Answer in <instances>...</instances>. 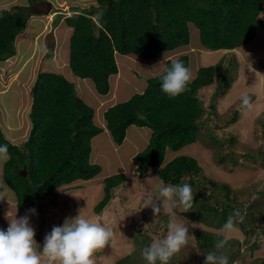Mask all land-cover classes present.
<instances>
[{
  "label": "trees",
  "instance_id": "16d2710c",
  "mask_svg": "<svg viewBox=\"0 0 264 264\" xmlns=\"http://www.w3.org/2000/svg\"><path fill=\"white\" fill-rule=\"evenodd\" d=\"M28 10L25 7L0 10V62L15 55L13 44L25 29L30 17ZM263 13L264 0H95L89 9L64 20L72 29L69 68L75 77L90 80L98 95L105 96L109 92V78L118 72L116 54L142 61L160 60L189 45L190 25L199 31L201 48L233 51L251 43L264 27ZM174 60H181L188 67L187 55L168 59L165 66H170ZM220 71L219 63L199 69L187 90L177 97L162 92L158 75L147 80L141 94L108 108L103 114L105 129L116 146L123 143L131 126L151 130L147 149L135 157L139 175L154 169L155 176L164 184H192L194 204L185 217L203 221L214 229H221L229 218L228 213L231 215L237 209L227 205L231 194L228 185L218 188L215 184L218 181L202 179L203 168L192 157L181 155L164 162L171 152L199 141L201 119L207 111L198 91L210 86ZM228 72L225 68L223 85L215 92V97H223L230 89ZM30 94L27 140L22 144L11 143L0 127V143L7 144L10 153L2 167V176L13 190L18 215L30 208L38 212V203L51 198L59 189L90 181L100 172L99 167L91 163V141L104 129L95 125L93 109L77 96L73 84L59 74L41 72ZM208 108L209 113H215L212 107ZM237 111L229 120L230 124L236 122ZM234 159V156L229 158ZM226 161L221 156L216 163ZM23 166L27 172L25 178L19 175ZM200 180L205 185L202 186ZM126 181L122 173L103 180V198L94 208L96 215L104 211L114 198V190ZM199 194L204 199L199 200ZM207 198L213 200L214 205H210ZM206 218L215 221L214 224ZM196 237L197 245L206 253L216 251L215 242L221 239L205 233H197ZM134 242L137 250L150 244L143 234H135ZM230 244L220 250L229 258L232 253L228 251L233 252L236 243ZM133 256L128 255L115 264H132L136 258Z\"/></svg>",
  "mask_w": 264,
  "mask_h": 264
},
{
  "label": "rangeland",
  "instance_id": "374dc122",
  "mask_svg": "<svg viewBox=\"0 0 264 264\" xmlns=\"http://www.w3.org/2000/svg\"><path fill=\"white\" fill-rule=\"evenodd\" d=\"M44 1L53 6L52 12L58 10V2ZM89 1L87 0L86 4ZM73 5L76 7H69L71 12L75 11V8L81 9L84 2L80 0ZM44 17L46 16L32 17L22 36L17 38L15 42L18 43L17 47L13 45L15 55L0 63V126L2 133L6 134L9 141L14 144L21 143L28 136L30 125L28 114L32 102L30 91L38 73L52 72L61 75L73 84L78 97L80 96L85 104L91 107L93 103L92 97L83 94L81 87L84 83L90 87L86 92H94V89H91V82L74 77L69 73V67H65L66 69L63 67L62 63L69 61L68 39L60 42L58 45L61 46L60 49H55L53 44H45L47 35L56 28L59 20L66 16L57 17L53 24L46 20L45 25L50 28L49 31L45 32L42 38H33L34 32L42 30ZM71 17L74 18L75 15ZM262 18L264 19V13ZM67 28L69 27L63 29L67 38H71L72 31ZM189 37L188 46L160 60L146 62L134 56L116 54L118 73L111 79L112 83H120L117 87L118 93L120 92L117 103L121 104L127 100V96L139 94L137 89L139 82L135 84L134 78L146 81L147 85L148 79L156 77L163 71L168 59L187 55L188 68L192 74L191 81L196 78L199 69L220 64L219 76L210 86L198 91V97L207 111L201 119L203 126L199 141L182 148V153L194 158L202 166L205 175L202 173V179L218 181L215 183L218 188L219 185H228L231 194L227 205L239 209L242 217V219L234 217L236 230L225 233L220 229L204 225L203 221H191L185 217V213L191 212L192 208L186 210L179 205L173 206L171 202H165L162 208V202L157 201L161 206V213L158 215L153 213L151 207L143 208L144 197L149 194L155 197L159 188L165 184L155 176V170L139 175L137 171L139 163L135 157L147 149L152 132L146 127L133 126L127 129L125 139L118 147L112 144L113 140L106 130L95 136L96 139H92L91 160L100 170L94 179L76 185V189L73 190L59 189L51 198L38 203L37 215L31 216L38 244L42 246L45 235L51 232L54 226L62 225L66 218L75 217L81 209H84L90 219L102 222L113 232L109 244L95 253V264H115L132 254L133 257L136 256L132 264H145L143 250H137L138 247L134 242L135 234H143L150 243L162 239L168 233L170 221L188 226L192 237L170 258L169 264H204L207 253L197 245L199 242L197 233L227 239L229 246L231 242L236 243L235 248H232L233 252L227 250L228 254L232 253V257L229 258L230 264H264V27L257 32L251 43L233 51H209L201 48L199 31L193 25L189 26ZM162 61L161 67L154 69ZM225 68L229 69L227 77L230 79V89L223 97H215V92L223 85L221 79ZM64 70L68 71L69 76ZM75 78L79 82H72V80L77 81ZM127 78L131 80L125 81ZM245 94L253 97V107L242 111L241 97ZM113 95L115 94L112 93L110 97ZM106 106L108 107L109 104ZM208 107H212L215 113H209ZM234 111L239 113L236 122L230 124L229 120ZM137 134H139L138 139H136ZM101 136L107 138V141L98 140ZM135 152L138 154L132 156ZM221 156L227 161L224 164L216 163L217 158ZM233 156L235 159L229 160ZM171 160V156H166L164 164ZM6 161H0L2 180V167ZM119 173L126 176L127 182L114 190L115 198L100 215H96L94 208L103 198L102 180ZM200 182L202 186L205 185L203 180ZM224 193L221 192L222 196ZM199 196V200L204 199L202 194ZM14 198L12 192L7 194V200L12 201ZM2 201H0V211L3 208V212H0V223L4 219L9 224L8 218L14 216V208L3 207ZM206 201L214 205L213 200L207 198ZM226 209L228 210V207ZM26 214L29 213L17 214V216ZM232 215L233 212L231 215L228 213V216ZM166 219L167 224H165ZM207 221L212 225L215 222L210 219ZM42 264H47V257H42Z\"/></svg>",
  "mask_w": 264,
  "mask_h": 264
},
{
  "label": "clouds",
  "instance_id": "9594fccd",
  "mask_svg": "<svg viewBox=\"0 0 264 264\" xmlns=\"http://www.w3.org/2000/svg\"><path fill=\"white\" fill-rule=\"evenodd\" d=\"M31 6L27 7L30 17L34 16L30 12ZM57 14L51 11L46 16L52 15L53 19ZM66 18L68 17L64 19ZM162 64L163 61L154 69L160 68ZM66 67H69V61ZM191 78L190 69L181 60L172 61L170 66H164L163 71L159 73L161 90L169 97H177L184 93ZM240 107L242 111L250 110L253 107L251 97L247 94L243 95ZM9 158L8 145L0 143V161H6ZM12 191L8 184L0 179V201L7 200V194ZM157 201L162 202V208L165 202H171L173 206L179 205L186 210L191 209L194 204L192 184H165L159 188L155 197L151 194L144 197L143 208L151 207L153 213L158 215L161 213V206ZM28 213L30 215L18 217L16 212L12 218H8V227L0 228V264H42V257H47V264H95V253L109 244L113 237V232L109 228L102 222L90 219L84 209H81L75 217L66 218L62 225L54 226L51 232L45 235L41 246L35 239L36 230L31 223V216L37 215V209L30 208ZM234 217L242 219L239 209L234 210L233 215L229 216L220 231L225 233L235 231ZM191 237L188 226L170 221L167 235L144 247L142 255L146 264H169L170 258L179 252ZM226 244L227 239L217 240L214 245L216 251H209L205 255L204 264H230L229 257L220 251Z\"/></svg>",
  "mask_w": 264,
  "mask_h": 264
},
{
  "label": "crops",
  "instance_id": "0c3cea01",
  "mask_svg": "<svg viewBox=\"0 0 264 264\" xmlns=\"http://www.w3.org/2000/svg\"><path fill=\"white\" fill-rule=\"evenodd\" d=\"M41 1H44V0H37V1H34V0H0V10H5V11H9V10H11L12 8H14V7H22V8H27V7H29V6H31L34 2H41ZM50 1H52V2H58L59 4H58V10L56 11V16H54V18L52 19V15L51 16H46V17H44V24H43V27H42V30H40L39 32H34L33 33V38H42L44 35V33L45 32H48L49 30L48 29H50L49 27H46V25H45V22H47L46 20H49L52 24L55 22V19L57 18V17H60V16H62V15H65L66 17H69V16H71V15H75V14H78L79 12H81V11H83V10H87V9H89L93 4H94V2H95V0H90L87 4H86V2H87V0H81V1H83L84 2V5H83V7L80 9H78V8H75V11H69V7H76V6H74L73 4H75V3H79L80 2V0H50ZM78 9V10H77ZM32 17L33 16H31L30 18H29V20L26 22V24H25V27H26V25L29 23V21L32 19ZM61 18V17H60ZM63 19V20H62ZM61 19V21L59 20V22H58V24H57V26H56V28H54L52 31H53V36H54V43H53V47H55V49H60L61 48V46L60 47H58V45H60V42L61 41H64L65 39H68V45H69V39L70 38H67V36H66V34H65V30L63 29V28H66V26L64 25V18H62ZM48 21V22H49ZM49 22V23H50ZM63 25H64V27H63ZM67 29H69V30H71L70 28H67ZM72 31V30H71ZM24 32V31H23ZM19 36H22V33L21 34H19L17 37H16V39H15V42L17 41V38L19 37ZM70 37V36H69ZM15 44V43H14ZM13 44V45H14ZM17 44L18 43H16L15 45H16V47H17ZM45 44H47V43H45ZM67 45V46H68ZM68 48H69V46H68ZM118 56V55H117ZM0 63H2V62H0ZM67 63L68 62H63L62 64H63V67H64V69H66L67 67H66V65H67ZM66 67V68H65ZM69 71V73H72L71 72V70L69 69L68 70ZM68 71L66 72L65 70H64V72H65V74L67 75V76H69L68 75ZM117 75V74H116ZM72 76V75H71ZM74 76V75H73ZM72 76V77H73ZM115 76V75H114ZM114 76H112V77H114ZM158 76V75H157ZM75 77V76H74ZM73 77V78H74ZM112 77H110L109 78V92H108V94L107 95H105V96H101V95H98L97 93H96V91H95V89H94V85H93V83L90 81V80H88V79H84V80H82V79H80V80H82V81H90L91 83V85H92V87H91V89H94V92L93 91H88V92H86L87 90H89L90 89V87H88V85H85L84 83H82L81 84V87H82V93L83 94H88L90 97H92V99H93V103L91 104V108L93 109V114H94V116H93V120H94V122H95V124H100V125H97L98 127H100V128H103L104 130H106L105 129V121H104V119H103V114H104V112L108 109V108H110V107H112V106H114V105H116V104H118L117 102H118V100H119V98H118V95H119V93H118V91H119V88H117L118 87V85L120 84V83H112ZM77 78V77H76ZM75 78V79H76ZM154 78V77H153ZM79 79V78H78ZM78 79H76L77 81H74V80H72V82H79L78 81ZM131 80V78H127L125 81H130ZM123 82H124V80H123ZM134 82H135V84H137L138 82H139V85H138V87H137V89H138V93L139 94H141L145 89H146V81H139V80H137V79H135L134 78ZM72 84V83H71ZM111 84H113L112 85V87H111ZM75 88V87H74ZM75 91H76V89H75ZM78 92H79V90H78ZM112 93H114L115 95H113V97H110L111 96V94ZM133 93V92H132ZM81 95V94H80ZM78 96V95H77ZM80 97V96H79ZM129 97H131V95L130 96H127L126 98H127V100H129L128 98ZM125 98V99H126ZM82 100V99H81ZM126 100V101H127ZM125 101V102H126ZM110 102H111V104H110ZM106 104H109V106L107 107L106 106ZM87 105V104H86ZM87 106H89V105H87ZM90 107V106H89ZM131 127H133V126H131ZM135 127V126H134ZM104 130H103V132H104ZM107 131V130H106ZM102 132V133H103ZM108 132V131H107ZM109 133V132H108ZM101 134V133H100ZM99 134V135H100ZM140 134V133H139ZM139 134H137V137H136V139H138V136H139ZM98 136V135H97ZM96 136V137H97ZM136 136V134L134 133V137ZM5 137L8 139V136L5 134ZM93 139H96V138H93ZM107 138H103L102 136L101 137H98V140H100V141H103V140H106ZM107 141V140H106ZM109 141V140H108ZM112 144L115 146V147H118V146H116L113 142H112ZM93 150V149H92ZM136 154H138L137 152H135L134 154H132V156H134V155H136ZM91 155H92V152H91ZM181 155H184L183 153H182V149L181 150H179L178 152H175V153H173V152H171L170 154H169V156H171L172 157V159H174V158H177V156H181ZM168 156V155H167ZM165 161H166V159H165ZM91 163H94V162H92V160H91ZM165 163V162H164ZM122 171V170H121ZM120 171V172H121ZM83 182H89V181H79V182H76V183H73L72 185H70V186H68V188H63V189H65V190H68V189H70V190H73V189H76V185H78V184H80V183H83ZM70 190H69V192H70ZM2 203H3V207H5V208H9V207H13L14 209H13V211L16 213V210H15V198L12 200V201H10V200H3L2 201ZM0 212H3V208L1 209V211ZM25 213H28V212H25ZM5 214V217H6V213H4ZM8 227V224H7V222L3 219L2 220V223H0V228H7Z\"/></svg>",
  "mask_w": 264,
  "mask_h": 264
},
{
  "label": "water",
  "instance_id": "95a60500",
  "mask_svg": "<svg viewBox=\"0 0 264 264\" xmlns=\"http://www.w3.org/2000/svg\"><path fill=\"white\" fill-rule=\"evenodd\" d=\"M31 14L34 16H46L49 15L52 11V5L47 1H41L34 3L31 6ZM54 42L53 32L49 33L46 37V43L51 44ZM23 169L19 172L20 177L25 178L27 175L26 167L23 166Z\"/></svg>",
  "mask_w": 264,
  "mask_h": 264
}]
</instances>
